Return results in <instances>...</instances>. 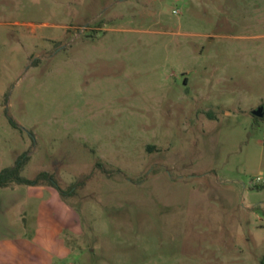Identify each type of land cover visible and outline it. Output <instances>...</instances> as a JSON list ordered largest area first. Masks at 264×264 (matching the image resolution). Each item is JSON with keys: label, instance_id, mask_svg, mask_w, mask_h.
<instances>
[{"label": "rangeland", "instance_id": "rangeland-1", "mask_svg": "<svg viewBox=\"0 0 264 264\" xmlns=\"http://www.w3.org/2000/svg\"><path fill=\"white\" fill-rule=\"evenodd\" d=\"M260 107L264 0H0V264H264Z\"/></svg>", "mask_w": 264, "mask_h": 264}, {"label": "trees", "instance_id": "trees-1", "mask_svg": "<svg viewBox=\"0 0 264 264\" xmlns=\"http://www.w3.org/2000/svg\"><path fill=\"white\" fill-rule=\"evenodd\" d=\"M11 124L14 127H17V124L14 120H10ZM27 157L23 160H19L14 166L3 169L0 172V189L7 188L13 184L25 185V186H35L38 184L39 179L30 180L22 175L24 162ZM46 174H42L45 176Z\"/></svg>", "mask_w": 264, "mask_h": 264}, {"label": "crops", "instance_id": "crops-1", "mask_svg": "<svg viewBox=\"0 0 264 264\" xmlns=\"http://www.w3.org/2000/svg\"><path fill=\"white\" fill-rule=\"evenodd\" d=\"M7 188H8V187H7ZM3 189H4V188H3ZM2 234H3V233H2ZM3 235H4L5 237H3ZM3 235L0 234V243H1V242H4L5 245H6L7 250L15 249V246H16V242H17V240H16V241L13 240V239L10 237V235H8V234H3Z\"/></svg>", "mask_w": 264, "mask_h": 264}, {"label": "water", "instance_id": "water-1", "mask_svg": "<svg viewBox=\"0 0 264 264\" xmlns=\"http://www.w3.org/2000/svg\"><path fill=\"white\" fill-rule=\"evenodd\" d=\"M253 114H254L255 116H257V117H260V118L264 117V107H260V108H258L257 110H255V111L253 112Z\"/></svg>", "mask_w": 264, "mask_h": 264}]
</instances>
